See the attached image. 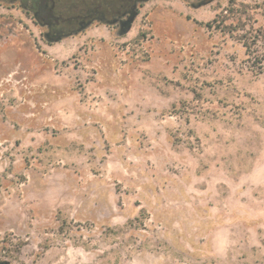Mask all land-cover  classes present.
Returning a JSON list of instances; mask_svg holds the SVG:
<instances>
[{
    "label": "rangeland",
    "instance_id": "1",
    "mask_svg": "<svg viewBox=\"0 0 264 264\" xmlns=\"http://www.w3.org/2000/svg\"><path fill=\"white\" fill-rule=\"evenodd\" d=\"M38 3L0 0V261L264 264V73L205 25L264 0Z\"/></svg>",
    "mask_w": 264,
    "mask_h": 264
},
{
    "label": "trees",
    "instance_id": "2",
    "mask_svg": "<svg viewBox=\"0 0 264 264\" xmlns=\"http://www.w3.org/2000/svg\"><path fill=\"white\" fill-rule=\"evenodd\" d=\"M103 5V4H102ZM242 6H247L246 3H242ZM102 7V6H101ZM103 8V7H102ZM119 8L123 10L125 5H121ZM238 8L234 6L227 9V13H235ZM105 11V10H104ZM222 16V17H221ZM82 17L81 15L79 16ZM220 19V24H215L218 19ZM229 14L221 15L219 14L211 22H206L205 25L210 28H215L220 30L223 33L233 34L236 39L243 44L246 49V54L248 55V61L250 63V68L255 74L264 73V25L259 27L251 26L250 28L246 27V24L243 22L242 16L239 17L237 24L231 23L227 24L226 20L228 19ZM64 18L59 16V20L62 22ZM215 24V25H213Z\"/></svg>",
    "mask_w": 264,
    "mask_h": 264
},
{
    "label": "flooded vegetation",
    "instance_id": "3",
    "mask_svg": "<svg viewBox=\"0 0 264 264\" xmlns=\"http://www.w3.org/2000/svg\"><path fill=\"white\" fill-rule=\"evenodd\" d=\"M63 0H39L38 6H37V10H36V14L39 15L40 19L42 20V22L46 25H49L51 27H58L61 25V21L59 20V14L63 15L66 13V10L69 9L67 8L68 6H61L63 7L61 12H57V7L59 8V3H61ZM86 3L88 4V2L86 1ZM89 5V4H88ZM90 7V8H89ZM86 7L88 8L87 11L85 12V14L81 17V18H71V19H67L65 20V22H67V24H69V28L67 32H71L74 30V27L71 26V23H73L74 21L77 22V24L86 22V21H90L93 20L96 14H102L105 13V11L103 10V8L101 6H89ZM64 21V20H63ZM62 32H66L65 30H61ZM58 32L56 33H52L51 37L53 38H58L60 37L58 34ZM61 33V32H59Z\"/></svg>",
    "mask_w": 264,
    "mask_h": 264
},
{
    "label": "water",
    "instance_id": "4",
    "mask_svg": "<svg viewBox=\"0 0 264 264\" xmlns=\"http://www.w3.org/2000/svg\"><path fill=\"white\" fill-rule=\"evenodd\" d=\"M0 264H12V263H10L8 261H0Z\"/></svg>",
    "mask_w": 264,
    "mask_h": 264
}]
</instances>
